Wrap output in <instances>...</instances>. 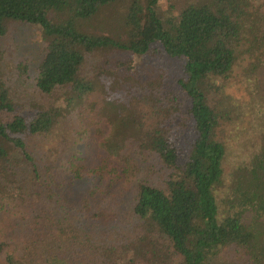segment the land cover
<instances>
[{
  "label": "trees",
  "instance_id": "trees-1",
  "mask_svg": "<svg viewBox=\"0 0 264 264\" xmlns=\"http://www.w3.org/2000/svg\"><path fill=\"white\" fill-rule=\"evenodd\" d=\"M116 1L0 0V36L11 21L38 26L44 52L35 86L41 94H59L51 104L23 111L0 70V208L9 205L0 217V264H264V109L253 136L237 143L241 152L226 174L234 150L220 132L241 119L242 110L228 97L222 105L207 97L211 80L224 83L238 67L241 77L254 82V95L264 107V76L258 82L264 73V0H182L177 13L176 4L158 11L160 0H131L121 36L83 30V20ZM154 43L184 61L180 95L168 91L158 75H150L147 85L137 79V87L129 82L132 75H115V83L126 82L128 95L142 90L139 102L151 107L135 105L139 116H126L113 115L117 111L111 106L108 122L118 124L103 147L121 156L125 181L135 177L132 159L121 155L131 139L154 155L167 175L138 183L132 190V220L118 235L103 234L107 221L101 213L87 198L76 200L70 189L61 188L64 168L54 165L58 159L50 153L57 145L48 146L41 161L27 141L48 137L58 120L93 92L94 84L82 73L87 54L113 49L140 56ZM179 106L186 108V122ZM185 124L191 128L186 134ZM14 154L30 164L31 181L46 189L43 197L17 192ZM71 169V177H84L82 166ZM107 171L119 178L118 168L85 169L100 178ZM32 195L34 201L42 199V213L22 224V216H29L25 196ZM228 252L239 261L227 258Z\"/></svg>",
  "mask_w": 264,
  "mask_h": 264
},
{
  "label": "rangeland",
  "instance_id": "rangeland-1",
  "mask_svg": "<svg viewBox=\"0 0 264 264\" xmlns=\"http://www.w3.org/2000/svg\"><path fill=\"white\" fill-rule=\"evenodd\" d=\"M181 1L160 0L158 11L165 10L170 4H176L177 6H174L173 9L177 13ZM130 2L131 0H117L104 7L96 17L81 22L83 30L88 29L92 33H108L116 37L121 36L125 30L124 20ZM43 52L44 42L41 31L36 25L11 21L8 23L7 32L0 36V70L14 101L23 111H28L33 104H51L59 96L58 93L55 95L41 94L35 86L37 66L42 59ZM183 65L182 59L167 55L158 43L152 44L150 50L140 56H132L126 51L113 49H99L89 53L85 56L82 73L87 75L86 78L94 84L93 92L84 97L80 107L70 115L59 119L48 137H32L27 141L28 150L41 161L46 157V148L57 145L58 150L50 153L53 158L58 159L55 164L51 160L53 164L64 168L62 170L64 179L61 182L64 186L61 188L64 191L70 189L69 197L76 200L87 198L96 210L95 212L101 213V218L107 221L106 231L102 232L103 234L118 235L121 229L132 220L130 213L132 190L138 183L152 180L161 181L167 175V171L154 155L148 153L147 150L135 147V145L137 146L135 139L128 140L129 143L121 151L123 159H132L131 163L134 164L132 168H135L133 171L135 177L130 181H125L122 178L124 175L121 171L123 168L121 156L115 158L105 151L103 142L111 131L114 132L115 125L118 124L117 122L109 124L108 121L113 115L139 116L137 111L140 109L135 105H139L145 111L151 107L147 108L146 105L139 102L138 95L142 94V90L138 91L137 95H133L130 91L128 95L126 82L123 80L120 85L114 82L113 77L119 74L123 75L122 73L132 75L129 77V82L136 86L137 79L141 84L147 85L150 75H158L159 79L157 80H164L168 91L179 96L178 82L184 76ZM263 76L264 73L261 72L259 84L263 83L261 81ZM210 84L207 95L210 104L221 103L222 105V102L226 104L228 97L233 105L242 110L241 119L223 125L220 132L221 137L228 140L234 150L229 153V159L226 161L225 171L228 174L231 170L230 161H234V158H237V152H241L237 143L253 136L264 107L261 104V99L254 95L256 92L254 82H247L245 78L241 77L238 67L224 83L211 80ZM216 86H220L219 92ZM106 98L112 102H106ZM111 106L114 111H117L113 115L109 114ZM124 106L126 109L123 108ZM132 107H135L136 111ZM178 115L183 119L186 115V108L179 106ZM183 121L186 122L187 117ZM189 125L185 124V134L191 129ZM111 139L112 137L109 140ZM14 159H12V167L15 171L16 185L19 186L17 192L27 194L36 191L43 197L46 194V189L45 187L37 188L31 181L32 168L30 164L20 160L16 154H14ZM102 165L105 169L118 168L119 178L113 172L108 171L101 178L97 173L90 175L85 173V169L93 171ZM72 166H82L84 177L79 179L71 177L69 172H72ZM43 172L46 177V170ZM225 182H227L226 179ZM27 186L32 189H28ZM34 186L37 190H33ZM34 197L35 195H32V198L28 199L25 196L29 216H22V224L29 223L33 218L37 219L36 216L42 213V199L34 201ZM8 206L5 204L0 208V217ZM14 211L15 209L12 208V214ZM109 220L115 222L111 223ZM226 257L236 262L240 259L230 252L226 253Z\"/></svg>",
  "mask_w": 264,
  "mask_h": 264
}]
</instances>
